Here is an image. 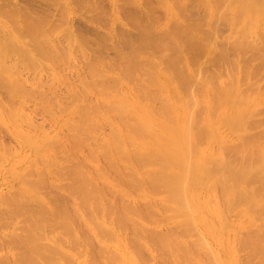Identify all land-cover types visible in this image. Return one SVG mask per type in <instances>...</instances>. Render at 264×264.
Instances as JSON below:
<instances>
[{
  "label": "bare ground",
  "instance_id": "obj_1",
  "mask_svg": "<svg viewBox=\"0 0 264 264\" xmlns=\"http://www.w3.org/2000/svg\"><path fill=\"white\" fill-rule=\"evenodd\" d=\"M8 1L2 3L3 1L1 0L0 2V110L2 115V121H0V124L2 122L5 126H1L3 128L7 127L6 124H9L8 121H10V118L13 116L16 119H20L21 122L23 120L24 122L26 121V125L29 126L26 130L29 132L31 127L32 133L31 130L27 133V131L15 126L12 128V131L10 130L20 140L24 148V151H20L21 153L16 154L8 162L10 165V173L15 177L17 174L20 173V175H22V172H24V175L21 177L26 176L27 178L25 177L24 183L22 182L19 187L16 184L13 185V191L10 189L9 193L5 192L7 194L3 192L1 193L0 264H75L76 260H78L76 264H183L182 262L185 259L186 261L188 260L186 264H198L201 262L203 264L207 261L212 264H239L238 262L240 260L238 261V258L235 257L238 253V249H240L238 248L240 247L238 246V241L243 244L246 243L247 245L244 246H247V248L249 247V254H252V258L250 255L251 259L248 258L250 261L252 259L255 261L256 257H258L257 259L263 262L260 263L258 261L257 263L264 264V214H260L259 212L260 210L264 211V93L259 91L264 88L261 77L264 73V35H262V32H264V0L195 1L198 5L200 4L197 6L198 10L196 11H200L199 9H201V5H203V8H207V11L205 9L207 13L205 12L204 15L206 14L211 20L216 17V22L224 21L226 25L224 24L222 27L224 29L225 26H229L227 27L230 28L228 31L229 34L232 32L233 35L235 31V35L232 36L233 40H230L231 34L229 35L230 38L227 37L229 40L228 42L225 41V37L228 35L224 37V33L220 34V32L219 34L223 35L222 37L225 38H222L223 40L218 36L219 34L217 35L218 28H221V26H217L218 23L216 24V31L214 29L216 26L214 25L213 29L209 30L211 27L208 29L210 33L215 31V34L220 38L219 41L221 40L222 43L223 41H225L226 44L228 42L227 45L225 44L227 46L226 49H223V47L221 48L222 50L220 51L222 53H219L222 55H220L221 58L219 60H217L219 58L218 55L213 53L210 54L213 52L214 48L212 44L214 43L216 45L215 41H217L213 39V34L211 33V35H209V33L206 37H204L205 35H201L202 37L200 36L203 42L207 44L210 42L209 38L210 40H213V43L211 42L212 44L209 43L211 46L209 44H203L201 41L202 44L200 45L206 47H204V56L206 51L207 54L209 53L210 55L218 56V58L212 60V62L217 64V62L220 61V65L223 66V69H220V66V71H225V69L228 68L226 73L223 72V74L227 75L230 68L233 72L232 76L229 75L231 73L228 74L230 76L229 78L228 76L221 75L227 77L228 81L227 83H224L223 81H221L223 83L218 82L220 83L218 86H216L217 84L215 83L217 82L216 79H213V82L215 81V84H213L211 83V78H208L210 84L217 87L215 88L216 90L212 89L211 92L213 94L206 90L207 86L205 87V85L209 82L204 80L207 78L205 75V78H202V73V76L200 75L199 70H201L202 67L197 69L199 72H195L196 74L192 76L190 75L191 73H187V75L185 74V72H187L185 71L186 67L184 68L185 72L182 71L184 64L189 62L188 60L187 62L182 60L185 56L184 55L182 58V51L187 48L184 52L189 55V52H187L188 50L190 51V54L191 51L195 52L197 50L198 42L201 40L198 38L199 34L197 33L200 32H197V35H195L194 32L200 29V26L199 28L197 27L199 24L202 27L208 22V20L203 17V14L201 18L203 17L207 21L205 22L202 18L201 20L204 21L203 25L199 22L196 26L193 20L194 24H192V26L190 25V22H187L190 26L188 28H186V23V26L183 24L185 29L183 25H180L183 27L182 29L179 26V23H182L179 22L178 24L175 23L177 25H175L173 30L170 29V31L168 30V32L162 33L163 31L157 32L154 30V25L159 22L154 21L155 23L153 25V21H150L152 18L155 19L156 17L155 20H159L160 16L158 17L156 14H154L156 16L152 15L154 13L153 10L156 12L158 9H155L153 5V2L157 0L152 2L149 0H125L126 2L129 1L128 3L124 0L121 2L120 0L124 5L128 4L125 7L134 5V8L131 7V9L134 10H129V12H127V9V11L124 12H127L128 15L125 14L127 18L129 17L130 20H133L130 21L128 19L130 23H133L130 24L125 17L126 22L128 21L127 23L131 25L129 27H137L139 36H136L134 32L132 33L135 36L128 32V35L129 33L132 34V36L129 35L130 39L133 37V41H129L128 38H126L127 36H123V33H121L122 30L126 33V29H119L117 26L119 31H121L119 33L117 31L119 35H113L115 33L114 31L113 34H108V38H103V30L105 29L101 30L99 26L100 22H103L101 21L102 19L104 21L107 20L108 13H106L107 15H104L106 16V18H104V11H101L102 15L100 14V16L103 17L102 19L98 18V13L96 14L98 20L100 19L99 21L97 20L99 26L95 25V27L98 26L97 28L93 27L94 25H89L88 23L90 21L87 19V22L85 17V20H83L88 24V26L86 24V28L89 26L97 30L99 28L103 32L102 33L99 30L100 33L103 34L102 36L101 34L99 35L103 40L100 39V41L98 39L99 36L96 35V30L91 31H94L95 36L88 37L89 39L86 40L85 38L82 39L83 37L79 34L81 37V40H79V36H77L74 31V29H77L79 26L77 25V28H74L76 26L74 25V27L72 26L73 29L70 23H68V26L66 25V23L69 22L70 14L73 13L70 9V0H62L59 5L60 8L58 6L61 11L65 9L64 11L68 12L67 19L63 16L65 19L64 26H66V28H63L64 30L61 31L62 35L59 34L60 36H57V32L61 30V28L59 27L60 25L56 24L58 22L55 23L56 19L53 23L58 27L47 20L50 18V20L53 21L50 16H52L54 12L49 15L44 10L43 12L47 14L44 15L43 12L34 9L37 11L35 14L40 13L38 14V17V15H34L31 10L27 11L28 9H31V7L26 10L25 6H28L27 2L29 0H24L26 1L25 6L21 5L23 0ZM45 1V5H49L53 2L52 0V2L50 1L51 3L48 2L49 0ZM90 1L93 2L94 0ZM96 1L98 2V0ZM111 1L115 11L113 16V21L115 23L119 21L121 17L125 16H122L123 11L120 9L122 13L119 18V13H116V11H118L117 8H119V6H123L122 9L124 10H126V8H124V5L122 4L117 5L116 0ZM159 1L161 2V0ZM159 1H157V3ZM184 1L185 0H181L183 3ZM23 2L22 4L25 3ZM54 2L56 1L54 0ZM82 2L79 1V5ZM84 2L87 1L84 0ZM99 2V4H102V2L105 3L107 1L104 2L100 0ZM172 2V0H163L162 6L163 8L165 7L169 13V20L175 18L173 19V21H175L178 19V15H172V12L175 10ZM179 2L180 0L177 3L179 4ZM190 2L191 0H189V3ZM98 3L96 6H94V4L91 6L88 2L92 8L93 6L98 8ZM73 4H75V1H73ZM160 4L161 3H159V5ZM194 4L190 3L189 5L196 9L193 6ZM62 5L65 7L63 10L61 8ZM142 5L153 12L150 14L152 15V18L147 14L149 12L148 9L146 13H143L144 11L142 8L140 10ZM159 5L157 4V6H155L160 8L159 11L157 10V13L161 10ZM181 5L182 4H180V6ZM52 6L53 4H51V6L49 5V7ZM76 6L77 9L80 10L81 6ZM102 6L103 5H101V7ZM183 6L181 7L182 10L185 8V6L184 8ZM54 7L51 9H54L55 11ZM106 7L109 9V5ZM106 7L104 9H106ZM58 8L56 9L57 12L59 10ZM82 8V10H89L87 6L86 8ZM190 8L191 7L187 10L184 9V11L186 10L187 12L189 11V13L191 12V14H196L195 10L191 8V10H194L191 11L189 10ZM100 9L102 10L103 8H98L97 12ZM201 10L204 12L203 9ZM85 11H81V15H83V12ZM92 11H89L90 17H94L91 19L95 21L96 17L93 14L91 16ZM94 12H96V10ZM59 13L63 15L64 12L62 13L59 10ZM59 13H57L58 16L55 17H58V20L61 17ZM130 13H134L135 16H131ZM165 13L167 12L165 11ZM42 14L44 16L49 15V18L47 17L46 19L45 17L42 19L40 16ZM162 14L164 15V13ZM191 14H181V16L183 15V17H187L189 15L192 17ZM195 16L197 17V15ZM130 17L134 18L131 19ZM166 17L163 18L167 19ZM141 18L143 19L141 20ZM84 21H82V23H86ZM107 21L111 22L109 18ZM159 21L163 20L160 19ZM178 21L179 20H177V22ZM196 21H200V19ZM61 22H64V20H61ZM119 22H122V20ZM226 22L232 25L231 27L234 28H232L233 31L231 30L230 25H227ZM108 23L109 22L105 24L108 25ZM160 23L162 24L163 22ZM171 23L174 25V22ZM171 23L169 24L170 27H172ZM116 25L120 24L116 23ZM84 26L85 25L80 27V29L83 27V33L85 31L87 32V30H84ZM210 26H212V24ZM155 27L157 28V25ZM202 30L205 29L203 28ZM218 31H220V29ZM204 32H206V30ZM120 33L122 37L120 36ZM156 33L159 34L157 35ZM207 36L210 37L207 38ZM257 36L260 39H257ZM95 37H97L98 40H96ZM120 37L121 39L123 38V41H127H119ZM135 37L138 39L136 40ZM203 37L207 38L208 41H205L206 39L204 40ZM61 38L62 40H65L66 38V41L68 42L66 47L61 43L62 40L60 42L66 49L57 47L59 44L58 41H60ZM90 38H95V41L92 42L95 49L93 48V45H90L91 47H89L91 50L92 48L93 51L95 50V52H93L94 54L88 53L89 51L87 52L86 50V45L89 46L86 42L87 40L90 42ZM254 38L260 41L257 42ZM108 40L112 41L113 47L109 44L108 45L113 54L114 51H116L114 54L115 56H113L111 52L109 55V51L111 50H109V47H107L108 45H106L108 42L110 43ZM97 41L99 42L97 43ZM103 47L104 50H107L106 52L103 50ZM144 49L146 52L149 51L146 49H150L153 54L150 53L148 56H144ZM153 49L154 51H152ZM216 49L217 48L215 47L214 51L218 54L219 50L216 51ZM74 50L82 51L81 55L83 54L85 59L87 58V60L84 58L79 59L81 63L80 66L83 64V61L81 60H85V62L89 60V62H86L88 65V67L86 65L87 68L85 67L84 69L85 64L83 65V69L86 71L84 74L86 75L80 73L86 80H82L81 82L80 80L82 77H79L80 80H78L79 78L77 77L78 82H75V84L79 83L81 88L78 89V87L73 85L74 88H77L73 89L74 91L80 90L79 95H81L82 99L76 94L78 98L80 100L85 98L86 101H83L86 102V106H84V102H82L83 104L80 103V101L77 102V96H75L74 91H71L72 89H69L71 95L68 93V89L66 90L67 93L65 92L64 95L68 94L73 98L76 97V100L71 97V100L68 99L66 102L69 100L70 102L75 100L77 105L80 103L82 107H84L78 109L80 110L77 111L79 114H77V112V115L74 114L76 116L79 115V117L77 119L78 122L72 124L73 129L72 127L71 129L68 128V130H73L71 133L72 135L70 134L71 131L68 132L67 130L68 134H65V129L62 131V134L63 136H67V138L65 137L66 139L60 137L61 132L56 134L59 135V139L63 138V140L60 141L61 146H59L55 141L56 139L54 138L53 140L52 134L46 132L47 129L43 128V131L38 132L33 131V128H35L36 125L42 130L41 127H43V124H39L40 126H38V124L35 125L32 123L33 118H31L30 115H25L21 107L22 101L25 98H28L27 95L34 98L39 92L42 94V97L40 96L41 94H39V99L44 98V102H42L45 104L48 101L45 99L46 96L43 97V95L48 94V91L43 94L42 92L45 91L39 88L40 91L38 92L37 88V94L35 93L36 96H34L33 92L35 91V86L31 87L33 91L30 87L29 89L31 91H27L28 86H24V84L30 83V80L22 79L24 77L21 76L23 75V72L26 74L27 71L42 70L44 68L41 67L43 64L42 60H44L45 63L47 62V64L48 62H50V64L55 63V65L58 63V66L60 63L64 62L65 65L61 64L64 67L69 63L68 69L70 67V69H72L71 59L73 58V53L75 54L76 52ZM96 50H103L105 54L103 51L100 52L102 56L96 54ZM231 51L233 53L236 52L233 58H230L233 55L229 57ZM253 51H258L256 52V54H260H257L259 55L258 58H254L257 55L250 57L249 54ZM199 52L197 54L194 53L196 55L191 54L189 59L194 56V58H198L200 61L203 53L200 55ZM78 53L80 54V52ZM168 53L170 57L168 56ZM247 53H249V59L247 58ZM103 54L106 55V58H109V56L115 58H112L113 60L109 58L111 61L108 59L107 62V59H104ZM197 55H199L200 58L199 56L195 57ZM75 57H77V54ZM179 57L181 58L178 59ZM212 57L206 58L211 59ZM203 59L204 58L202 57V60ZM210 59L208 61H210ZM258 59L260 62H258L259 65H257L258 63L255 64L256 66L253 65L255 60L257 61ZM175 60H177V62ZM178 60L182 61L179 63ZM66 61L68 62L67 64ZM162 61L163 64L167 63V67H169L166 68L161 64ZM174 61L177 64L174 63ZM190 61V67L192 68V65L194 66L197 63V60L192 62L190 59ZM208 61L206 60L207 63H210ZM194 62L196 63L194 64ZM178 63H183V65H180L182 67H180ZM202 63L204 64L205 62ZM77 64H75V66L78 68ZM162 65L165 68H163ZM197 65L199 64H196V66ZM208 65L210 66V64ZM75 66H73V69L76 70L77 68H74ZM196 66L192 69L194 70ZM40 67L41 69H39ZM207 67L205 66L203 69L205 70ZM224 67L226 68L224 69ZM26 68L31 70L28 69L26 71ZM45 68L46 70L48 69L47 67ZM117 68L120 70L119 73L121 75L124 73V76H117V78L113 80L112 78L114 76L111 75L110 78L108 72H117ZM191 68L187 69L190 70ZM58 69H61V67H58ZM81 69L79 70L81 71ZM160 69L164 71L161 72ZM207 69L209 73L210 69ZM214 69L213 71L217 70V68ZM46 70L44 71L43 69L44 73ZM137 70L138 72L141 70L143 71L145 77H147V82H144L145 77L143 80L141 78L144 82L142 84L139 77H137L139 78L138 81L137 79L135 80L136 77L134 74ZM62 71L63 69L60 71L61 74L64 73ZM194 71H196V69ZM36 73L33 74L34 76L31 75V78L34 79H31V82L34 81L33 85L37 84V78H40L39 72L38 75ZM48 73L46 72L47 75H50V79L53 80L54 78H51L52 73ZM215 73L217 72L215 71ZM260 73H262V75H260ZM35 74L37 76H35ZM61 74L59 73V76ZM126 74L129 75L126 76ZM54 75H56V73H54ZM195 75L199 76L196 77ZM42 76L40 79L44 78L46 75ZM125 76L131 78L134 76L133 83L135 84L137 81L136 83L139 82L138 84L140 85H134L133 89L126 84L127 87L125 86L123 89L124 91L120 88L122 90L121 92L119 87H121L120 85H123V83H120V81H122ZM129 77L127 78L128 80L131 79ZM192 77L194 79L200 78L198 81H205V88L203 86H198V89H205V92H203L205 95L201 98L198 96V98H195L196 96H193V92L196 91H193L194 89L192 87L195 86L196 88V85H194L196 79L193 80ZM225 77L222 78L224 79ZM59 79L60 78H58L59 83L64 82V79ZM66 79L65 75V81H69V79ZM125 79H123L124 82H126ZM55 82L50 84L49 82L40 83L39 80L38 86L40 85L39 87H41L44 86V84H47L48 89L50 88V90H52L53 87L51 85H54ZM203 82L201 83L203 84ZM73 83H69V85L66 84L71 86L70 84ZM130 83L128 82V85ZM197 84L200 85V82ZM244 84L248 86L246 90L244 89L246 92L242 89ZM62 85L63 84H61V86ZM59 86L60 85H58V87ZM55 87L57 86L54 85V88ZM92 87H101L102 89L95 91V89H91ZM135 88L136 91L138 89V93H141V96L139 95V97H137L138 95L135 94ZM55 89L54 91L58 90V88L57 90ZM90 89L92 92L95 91L96 93H99V96L96 97L93 102L90 100L92 95L89 96L88 94ZM249 89L252 92H249ZM140 90L141 92H139ZM50 92L53 93V91ZM86 94H88L90 99L86 97ZM197 94L199 93H196V95ZM56 95H60L59 92ZM48 96L51 97L53 94ZM62 96L63 95H61V98L67 95ZM9 98H13L15 104H19L20 108L18 111L15 109L12 110L15 105H10L12 107H10L8 103L6 105L5 99L8 100ZM51 98L48 100L53 101L54 99ZM56 99L55 101L60 100ZM88 100L91 102L87 103ZM153 100L154 102L158 101L159 104H154ZM62 101L65 103V100H60V103L56 102L57 105H62ZM42 102L40 101L38 104L41 103L42 105ZM51 103L52 102H49L52 107H49L50 110L53 109ZM67 103H65V106L68 105L66 108L69 110L70 103ZM35 104H37V102H35ZM53 104H55L54 101ZM153 104L155 106L157 105V107ZM42 107L46 110L44 105ZM44 110H42L43 113H45ZM53 111H51V114L49 110H46L47 113L45 114L48 115L49 113L50 116H57L54 115L55 113ZM53 116L51 118H54ZM106 121H108L110 127H112V130L110 129L112 132L109 130V137L108 134L106 136L105 133V137L102 138L103 140L98 142L100 143L103 141V144L101 142V145H99L96 142L98 145H95V141L98 138H101L96 136L98 138L93 140V144L100 147H91L90 145L92 143H89L88 146L97 149L88 150V148H90L88 147L86 150L90 153L88 157L85 153L86 156L83 154V156L87 157L86 161L83 160V158L81 159L83 156L82 154L80 155L79 152L82 151L83 148L84 150L86 149L85 147L88 144L87 138L91 139V137L87 135L91 134L92 139L96 138L94 133H96L99 124H104ZM105 125L106 124H104V126ZM104 126L103 129H106V126ZM61 127L63 128L64 126ZM4 129L6 130V128ZM249 129H251V131L252 129H254L253 131L258 129L259 131L257 130L255 132L256 135L251 132L249 134V131H247V134L245 131ZM98 131L97 133H99ZM73 132L75 133L73 134ZM69 134L71 135L70 137H68ZM52 141H55V145L57 144L59 146L57 149L56 147L58 146L56 145L55 147L54 145L58 152L59 149H61L59 153L60 155L61 153L63 154L62 157L60 156L61 161L65 160L66 163L70 165L68 168H66L67 164L65 162L63 163H65L66 166L62 165L63 163L61 164L60 161L57 160L59 157H56L55 151L52 150ZM2 143H4V141H2ZM6 145L4 147L6 150L3 147L2 148L6 153H8V149L9 155L12 156V154H10L11 149H9L11 145ZM168 147H170L169 150L164 152ZM2 148L0 147V151H2ZM43 149H45L46 152L45 150L43 151ZM35 151L44 152H42L43 154L41 153L43 158H38V160L45 159L43 162V169L38 168V165L42 164L39 162L40 164L38 165L36 163L37 167L35 165H33L34 167L30 166L33 171L29 168L27 173H25V167L23 169V164L32 162V153ZM2 153L1 155L4 156ZM12 153L15 154V152ZM67 153L69 154L67 155ZM75 154L81 156V161L76 160V158L79 159V155ZM178 154H182V158H178V161H174L173 157L178 156ZM2 156L0 158H2ZM30 157L32 158L31 160ZM99 158L104 159L103 162L106 163V167L103 162L100 163V166L102 164L104 165L101 167L99 166L97 162ZM2 159H0V161ZM88 163L95 166L94 170V167L90 165L95 173H90L91 170H89L88 173ZM51 166H53V168L54 166H61L62 169H56H61L64 173L57 176L55 174L56 177L49 175L46 170ZM106 168L107 170L105 171ZM51 172L54 171L52 170ZM110 174H112V176H110ZM66 180L69 182L67 181V183ZM64 181L66 183H64ZM16 187H18L17 190ZM107 194H111L119 200H115L116 202L114 200H112L114 202H106L105 200L109 199V197L105 196ZM104 196L108 199L105 198L104 200ZM222 206L224 207L222 208ZM257 211L259 213H257ZM259 217H262V219ZM223 219L230 220L233 223L230 224V227H233L232 230H224L221 227L220 223ZM255 230L258 233L255 232ZM243 231H254L256 234L253 232L250 233L251 235L249 234L247 236L249 232L245 234ZM239 234L243 236L246 235L247 237L244 238L241 236V241L239 239ZM188 237H190L189 240H192V245H190V247L188 246L189 242H187L189 241ZM93 242L96 243L94 244L96 247L91 251L88 244L90 245V243L92 244ZM243 244L239 245L244 247ZM193 247L199 251L195 253L192 249ZM92 248H94V246ZM247 248L245 247V249H243L246 250ZM145 251L150 253L153 257L152 260L154 261L144 263L140 261L139 257L143 252L145 256L149 255ZM198 252H205L206 254H203H205V256L207 255V258L204 256L200 257L201 255H199L200 253L197 254ZM193 254L194 256L197 255L196 260L200 259L198 263L195 262V259L191 258ZM202 258H206L207 261L205 260L203 262ZM156 260H159V263H157ZM250 261H248V264H250ZM254 263L255 262L252 264Z\"/></svg>",
  "mask_w": 264,
  "mask_h": 264
},
{
  "label": "rangeland",
  "instance_id": "obj_2",
  "mask_svg": "<svg viewBox=\"0 0 264 264\" xmlns=\"http://www.w3.org/2000/svg\"><path fill=\"white\" fill-rule=\"evenodd\" d=\"M2 1H3L2 3H5V1H8V0H5V1L2 0ZM10 1H11V0H10ZM12 1H13V0H12ZM21 1H22V0H21ZM21 1H19V2H21ZM23 1H24V0H23ZM23 1H22V2H23ZM29 1H31V0H29ZM29 1L27 2V3H28V6L26 5V1H24L25 3L23 2L24 4H22V2H21V5H23V6L26 5V6H25V7H26V10H27V8H30V7H31V9H28L27 11H30V10H31V12H33V14L36 15V16H37L38 14H40V13L35 14V12H37V11H35V10H38V11H40V12H43V11L45 10V12H46L47 14H49V15L52 14V13L54 12L53 15L50 16V17H52V20H53V21L50 20V18L48 17L49 15H48V16H44V15H47L45 12H43L44 15L42 14L44 17H43L42 15H40V16L42 17V19L45 18V17H46V19H47V17H48L49 19H47V20H49L48 22H51V23H53L54 20L56 19L57 21L55 20V23L58 22V23H56V24H57V25H60L59 27L61 28V30H59V31L57 32V33H58L57 36H58L59 34L62 35V34H61V31L64 30V29L66 28V26H64V25H65V19L68 18V12H65V11H64L65 9L63 10V8H65V7H64L63 5H62L63 7L61 6V8H62L63 11H61V9H59V8H60L59 5H60V2H61L62 0H55L56 2H54V0H52L55 4H54L51 0H49V1L47 0L49 3L52 2V3H51V4H53L52 7H49V5L51 6V4H49V5L46 4V5H45V4H44V3H46L45 0H43V1H45V2H43V1H41V0H40L41 2H40L39 0H36V1L33 0V1H31V2H29ZM50 1H51V2H50ZM73 1H75V4H73ZM73 1L70 0V2H69V3H70V9L73 11V13L70 14L69 22H67L66 25L68 26V23L71 24V27H72V26L74 27V25H76L74 28H77V25H78V26H79V27H78L79 29H78V28H77V29H74L73 27H72V28L74 29V31H75V33L77 34V36H79V34H80V35L83 37L82 39L85 38V40H86V39H89L88 37H91V36L94 37V36H95V33H94V31L91 32L92 30H96L95 32H96V35H98V36H99L100 34H101V36H102V35H103L102 33L104 32L103 38H108V36H109L108 34H113L114 31H115V33H114L113 35H116V34L119 35L118 33L121 32V31H119V29H124V30L126 29L125 32H126L127 34L124 33L123 30H122L121 33H123V34H122L123 36L126 35L127 37H126V36H125V37L128 38L129 41H133V40H132L133 37L130 39V36H129V35L132 36V34H133L132 32H134V34H135L136 36H137V35L139 36V33H138L139 31L137 32V29H138L137 27H136V28H135V27H134V28H132V27L130 28V27H129V26H131V25H129L130 21H133V20H130L129 17L127 18L126 15H125V14H127V12H129V10H134V9H131V7L134 8V5L131 4L132 6H128V7H129V8H128V7H125V6H127L128 4L124 5L123 3H121L123 0H121V2H120V0H116L117 5H118V4H119V5H120V4L124 5V8H126V10L122 9L123 6H119V8H117L118 11H116V13H117V14L119 13L118 17L120 18L122 11H123V13H124V14L122 13V16H123V15H125V16H124V17H121V19L119 20V21L122 20V22L117 21V22L114 23V21H113V18H114V17H113V16H114V12H115V11H114V9H113L112 1H111V0H102V1H104V2H105V1H107V2L110 1V2H108L109 4H108L107 2H105V3L102 2V4H99V3H101V2H99L100 0H98L99 3H98L96 0H94L93 2H91L90 0H85V1H87V2H84V0H83L84 4L86 3L85 5L83 4L82 0H79L80 2H82L80 5H79V1H78V0H73ZM77 1H78V2H77ZM124 1H125V0H124ZM126 1H127V0H126ZM126 1H125V2H126ZM129 1H130V0H129ZM129 1H128V2H129ZM131 1H134V0H131ZM142 1H146V0H142ZM149 1L152 2V1H154V0H149ZM157 1H159V0H157ZM157 1L153 2V3H154L153 5H154V8H155V9L158 8L157 10L159 11L160 8H159V7H155V6H157V4L159 5V3H161V4L159 5V6L161 7V10H160V12H159L160 14L157 13V10H156V12H155V11L152 9L153 12H154V13H153L151 10H149L148 8H146V7L143 6V5L140 7V10H141V8H142V10L144 11V12L142 11L143 13H146V11L149 10V12H148L147 14L150 15V14L153 13V14H152L153 16L158 15V17H159V16L161 17V18L159 17V20H160V19L163 20V21L155 20L157 17H156V18L154 17L155 19H153V18H152V15H150V17L152 18V19L150 18V19H151L150 21H153V22H152L153 25H154V23H155L154 21H158V22H159V23L157 22L158 24H155V25H154V30H155V31H157V32H158V31H163L162 33H164V32H168V30L170 31V29L173 30V28H175V25H177L179 22L182 23V24L179 23V26H180V25H183V24L185 25V23L187 24V22H188V23L190 22V25H191V26H192V24H194V23H195L196 26H197V24H199V22L202 23V25H203V24H204V21L207 22L206 20H208V22L205 23V25H203L204 27H203V26L201 27L200 24L197 26L198 28H199V26H200V29H199L200 31L197 29L198 31H195L194 34H195V35L199 34V35H198V36H199L198 38H200L201 35H202V36L205 35L204 37H206V35L210 33L209 30L213 29V25L216 26V24L218 23L217 26H218V27L221 26L222 30H221V28L219 27L218 30L220 29V31L217 30V32H218L217 35H218L220 32H221L220 34H223V33H224V34H223L224 37H225L226 35H228V36L225 37V38H226V39H225L224 37H222L223 35H220V34H219L218 36L221 37V40L225 39V41H228V42H229V40L227 39V37H228V38L231 37L230 40H233V39H232V38H233L232 36L235 35V31H234L233 35H232V32L230 31V32H231V33H230L231 36L229 37L230 34L228 33V31L230 30V28H227V27H229V26H225L226 28L224 27V29H223L222 26H224V24H225L224 21H218V22H216V20H215L216 17H214V18L211 20V19L208 18V16H207L206 14L204 15V13L207 11V8H203V7H204L203 5H201V6H202L201 9H203L204 12H203L201 9H199L200 11H196V10H198L197 6L200 5V4L198 5L197 3H195L196 0H191V2H190V3H193V4L195 3L193 6H194L196 9H194L191 5H189V4H190V3H189V0H185L184 3L181 2V0H180L179 4L177 3L179 0H176V1H175V0H172V1H173L172 3L174 4L173 7H175V10L172 12L173 14H172V13H171V14H172V15H175V14L178 15V19H177V20H179L178 22H177V20H175L176 22L173 21V19H175V18H173L172 20H169V18H168V17H169V13H168V11L166 10L165 7L163 8V6H162V1H163V0H161V2L159 1L158 3H157ZM174 1H175V2H174ZM0 2H1V0H0ZM8 2H9V1H8ZM42 2H43V3H42ZM57 2H58V4H57ZM88 2H89V4H90L91 6H92L93 4H94V6H96L97 3H98L99 5H98L97 7H98V8H103V9H102V10L100 9V10H98V12H97V9H98V8H96V7L93 6L94 9L96 8V9H95L96 12H94L95 10H94V9L88 4ZM96 2H97V3H96ZM125 2H124V3H125ZM128 2H126V3H128ZM6 3H7V2H6ZM144 3H145V2H144ZM156 3H157V4H156ZM106 4H107V5H106ZM180 4H182V5L180 6ZM196 4H197V5H196ZM47 5H48V6H47ZM56 5H57V6H56ZM76 5H78L79 7L81 6L80 10L77 9V6H76ZM88 5H89V7H88ZM101 5H103L104 7H103V6L101 7ZM105 5H106V6L109 5V9H108ZM151 5H152V4H151ZM183 5L185 6V8H184ZM195 5H196V6H195ZM54 6H55V7H54ZM58 6H59V8H58ZM86 6H87V8H89V10L85 9ZM182 6H183V8L186 9V10H187L189 7L193 8V9L195 10V13H196V14H191V12L189 13V11H188V12H187L186 10L184 11V9L182 10V8H181ZM201 6H200V7H201ZM53 7L55 8V11H54V9H51V8H53ZM82 7H85L84 9H85L86 11H85V10H82V9H83ZM105 7H106V9H104ZM117 7H118V6H117ZM120 7H121V8H120ZM22 8H24V7H22ZM57 8L60 10V12H62V13L64 12L63 15H61V14L59 13V10H58V12H57V10H56ZM90 8H92L93 11H92V9H90ZM135 8H136V7H135ZM143 8H144V9H143ZM191 8H190L189 10H191ZM34 9H35V10H34ZM120 9H121L122 11H121ZM127 9H128V11H127ZM147 9H148V10H147ZM150 9H151V8H150ZM193 9H192L191 11H194ZM205 9H206V11H205ZM32 10H34V11H32ZM90 10L93 12V13L91 12V16H92V14H93V15L96 17V18H95V19H96L95 21L92 20L94 17H90V12H89ZM136 10H137V9H136ZM77 11H78V12H77ZM81 11H85V12L88 11V12H87V13L83 12L84 14L81 15V14H82ZM101 11H102V12L104 11V12H103V13H104L103 16H104L106 13H108L107 18H106V16H104V18H106L107 20H108V18H109V20H111V22L105 20V21L109 22V23H108V25L110 24L109 26H108L107 24H105V23H107V22H105V21L102 19L103 17L100 16V14L102 15ZM119 11H120V12H119ZM124 11H127V12L125 13ZM150 11H151V13H150ZM162 11H163V12H162ZM165 11H166L167 13H165ZM181 11H182V12H181ZM131 12H132V11H131ZM135 12H136V11H135ZM186 12H187V13H186ZM57 13H59V14L61 15L62 18H63V16H65L66 18H65V19L63 18V19H62V18L60 17L59 20H58V19H57L58 17L55 18L56 16H58ZM65 13H66L67 16L65 15ZM77 13H78V15H77ZM88 13H89V14H88ZM97 13H98V14H97ZM162 13H164V15H163ZM179 13H180V15H179ZM193 13H194V12H193ZM206 13H207V12H206ZM96 14L98 15V18H101V19H102L101 21H103L102 23H104V24H102V23L100 22V26H99V22H97L98 18H97V15H96ZM130 14H131V13H130ZM130 14H129V15H130ZM154 14H156V15H154ZM181 14H184V15H185V14H186V15H187V14H189V15L191 14L192 17H193V15H194V17H193V19H192V17H190L189 15H188L187 17H186V16L183 17V15L181 16ZM202 14H203L204 16H203ZM76 15H77V16H76ZM85 15H86L87 17H86ZM106 15H107V14H106ZM127 15H128V14H127ZM166 15H167V17H166ZM195 15H197V17H196ZM131 16H135L134 13H132ZM201 16L205 17L206 20H205L203 17H202V18H203L204 21L201 20V19H202ZM38 17H39V15H38ZM84 17H85L86 21H87V19H88V21H90V22L88 23L89 25H92V26L94 25L93 27H95V25H98V26L101 28V30H103V29H105V30H103V32H102L99 28H98V30H97V29H93V27H91V26H89V27H91V28L88 27L89 29L86 28V27L88 26V24H87L88 21H87V22L84 21V20H85ZM125 17L127 18V20H128V19L130 20V21L128 20L129 23H127L128 21L126 22V18H125ZM144 17H145V16H144ZM163 17H164V18L166 17L167 19H164ZM188 17H189V18H188ZM53 18H54V19H53ZM91 18H92V19H91ZM130 18L132 19V18H134V17H130ZM135 18H136V17H135ZM162 18H163V19H162ZM197 18H198V19H197ZM60 19H61V20H64V22H61ZM74 19H75V20H74ZM76 19H77V20H76ZM83 19H84V20H83ZM123 19H124V20H123ZM142 19H143V18H141V20H142ZM199 19H200V21H196V20H199ZM216 19H217V18H216ZM91 20L94 21V22H92ZM99 20H100V19H99ZM99 20H98V21H99ZM193 20H194V23H193ZM78 21H79V22H78ZM80 21H81V23H82V21L86 22V23H82L83 25H85V26H84V30H87V32H86V31L84 32L85 34L87 33L86 35L83 33V30H82L83 27L80 29V27L83 26V25L80 23ZM72 22H73V24H72ZM160 22H163V23L161 24ZM171 22H174V25H173ZM55 23H53V24H54L55 26H57ZM60 23H62V24H60ZM95 23H96V24H95ZM116 23H117V24H120V25H116ZM131 23H132V22H131ZM131 23H130V24H131ZM149 23H151V22H149ZM170 23H171V26H172V27L169 26ZM175 23H177V24H175ZM226 23H227V25H230V27L232 26V25L229 24L228 22H226ZM79 24H80L81 26H80ZM86 24H87V26H86ZM132 24H133V23H132ZM134 24H136V23H134ZM207 24H208V25H207ZM211 24H212V26H210ZM220 24H221V25H220ZM222 24H223V25H222ZM104 25H106V26H104ZM156 25H157V28L155 27ZM184 25H183V27H184V29H185V26H186V25H185V26H184ZM225 25H226V24H225ZM98 26H96L95 28H97ZM101 26H102L103 28H102ZM117 26H118L119 29L117 28ZM119 26H120V27H123V28H120ZM125 26H126L128 29H130L131 31L128 30ZM132 26H133V25H132ZM163 26H164V28H163ZM193 26H195V25H193ZM217 26L214 27L215 31H216ZM57 27H58V26H57ZM165 27H166V28H165ZM183 27L180 26V28H182V29H183ZM188 27H190V26L187 24L186 28H188ZM210 27H211V28H210ZM63 28H64V29H63ZM162 28H163V29H162ZM203 28L206 30V32H204L205 30H202ZM209 28H210V29H209ZM232 28H233V27H231V30H232ZM166 29H167V30H166ZM208 29H209V30H208ZM233 29H234V28H233ZM99 30H100L102 33H100ZM132 30H136V31H132ZM117 31H118V33H117ZM202 31H203L205 34H204ZM212 31H213V30H212ZM215 31H214V32H211V33H212L213 35H216V34H215ZM232 31H233V30H232ZM106 32H107V33H106ZM128 32H130V33H132V34L129 33V35H128ZM197 32H200V33H197ZM105 33H106V34H105ZM121 33H120V36L122 37ZM196 33H197V34H196ZM201 33H203V34H201ZM211 33H210L209 35H211ZM227 33H228V34H227ZM134 34H133V36H135ZM156 34L158 35L159 33H156ZM260 34H261V33H260ZM60 35H59V36H60ZM105 35H106V36H105ZM160 35H161V34H160ZM213 35H212L213 39H214V40H217V41H215L216 45L213 43V40H212V39H211L212 41L210 40V38H209L210 36H207V38H209V41H210L209 43L212 42V43L215 45V46H214V45L211 43L212 46H213L214 48H213V52H211L210 54L213 53V54H215V55H218L219 58H218V56L210 55L209 53L207 54V51H206L205 56H204V52H205L204 50H205L206 47L203 46V45H200V44H202V42H203L202 38H200L201 40H199V42H198V46H197V47H198V48H197L198 51H197V50H196L195 52L191 51V54L193 55L194 53L197 54L199 51L203 50V51L199 52L200 55L203 53V56H201V58H200L199 55L195 56V57H198V56H199L201 62L198 60V58L196 59V58H194V56H193V58L197 60V63L194 62V64H195V63H196V64H199V65H197V66H196V64L194 65V66H196V67H195L196 71H194L195 69H194V70L192 69V68L194 67L193 65H192V68L190 67V66H191V61H190V59L192 60V62H193V61H196V60H194V59L191 58V57H190V59H189V56L191 55V54H190V51H189V50L187 51V52H189V53H188L189 55H187V54L184 52V51L187 50V48H186V50L182 51V53H181V54H183V55H181V54H180V55L182 56V58H183V56L185 55L184 58L182 59L184 62H187V60L189 61V62H187V64H184V66H183V70H182V71H184V68H185V67H186V69H187V68H191L190 70H189V69H187V70L185 69V71H187V72L184 71L186 75H187V73H191L190 75L192 76V75H194V74H196V73H198V72L200 71V75H201V73H202V75H203V76L201 75L202 78H203L204 75H205V77H207V78H206L207 80H208V78H211V80H212L211 83H213V84L216 83V84H217L216 86H218V84H220V83H218V82L223 81L224 83H227V81H228L227 79L230 77L229 75L232 76V73H233V72H232V70L229 68L228 71H229V73H231V74L227 73V75H225V74H223V72L226 73L228 68L225 69L226 67H224L225 71H224V70H221V71H220V69H223V68H222L223 66L220 65V61L217 62V64L215 63L216 65L212 62V60H214V59H216V58H218L217 60H219V59L221 58L220 55H222V54H220L219 52H221L220 50H222V49H221L222 47H223V49H226V47H227L226 45L228 44V42H227V44H226L225 41H223V43H222L221 40L219 41L220 38H219L217 35H216V36H213ZM262 35H264V32H262ZM98 36H97V37H98ZM104 36H105V37H104ZM193 36H194V35H193ZM202 36H201V37H202ZM259 36H260V35H259ZM97 37H95L96 40H98V39H99V40H100V39L103 40L102 37L99 36L98 39H97ZM121 37H120L119 41L122 42V41H123V38L121 39ZM204 37H203V39H204V40L206 39L205 41H208V39H207V38H204ZM212 37H211V38H212ZM234 37H235V36H234ZM262 37H263V36H262ZM79 38H80L79 40H81V37H80V36H79ZM95 38H93L94 40L90 38V40H89L90 42H88V40H87V42H86L87 44H89V46L86 45V46L88 47V48L86 47L87 52L89 51L88 53H93V52H95V50L93 51V48L95 49V46H94L93 43H92L93 41H95ZM111 38H112V37H111ZM113 38H114V37H113ZM195 38H197V37H195ZM198 38H197V39H198ZM222 38H223V39H222ZM258 38H259V37L257 36V39H258ZM260 38H261V36H260ZM260 38H259V39H260ZM109 39H110V38H109ZM135 39H136V37H135ZM137 39H138V38H137ZM137 39H136V40H137ZM254 39L256 40V38H254ZM61 40H62V38L60 39V41H58L59 44L57 45V47H59V48L61 47V48L66 49L65 47H66L67 44H68V42L66 41V38H65V40H62V42H61ZM101 40H100V41H101ZM65 41H66V42H65ZM108 41H110V43L108 42L106 45L109 44L110 46L113 47L112 41H111V40H108ZM125 41H127V40H124L123 42H125ZM196 41H197V40H196ZM201 41H202V42H201ZM256 41L259 42L260 40H259V41L256 40ZM60 42L63 43L65 47H63V45H62ZM64 42L66 43V45H65ZM98 42H99V41H97V43H98ZM135 42H136V41H135ZM90 43H91V44H90ZM94 43H95V42H94ZM115 43H116V42H115ZM204 43H205V42H203V44H204ZM209 43H208V44H209ZM221 43H222V44H221ZM95 44H96V43H95ZM111 44H112V45H111ZM116 44H117V43H116ZM116 44H114V45H116ZM122 44H124V43H122ZM205 44H207V43H205ZM208 44H207V45H208ZM211 44H209V45L211 46ZM225 44H226V45H225ZM61 45H62V46H61ZM90 45H93L92 50H91V48H89V47H91ZM109 45H108L107 47H109ZM202 46H203V47H202ZM112 47H111V48H112ZM200 47H202V48L205 47V48L202 49V48H200ZM215 47L217 48L216 51L219 50V51H218V54H217V52L214 51V50H215ZM107 49H108V48H107ZM113 49H115V48H113ZM103 50H104V47H103ZM103 50H102V51H103ZM109 50H111L110 47H109ZM109 50H108V51H109ZM146 50H149V51H150V49H146ZM156 50H157V49H156ZM156 50H155V52H156ZM74 51H76V50H74ZM90 51H91V52H90ZM102 51H100V50L97 51V50H96V54L101 55L100 52H102ZM104 51L106 52L107 50H104ZM104 51H103V52H104ZM149 51H148V52H149ZM152 51H154V49H153ZM78 52H80V54H79ZM105 52H104V54H105ZM110 52L112 53L113 56H115L114 54H115L116 51H114V54H113L112 50L109 51V55H110ZM148 52H146L145 49H144V52H143L144 54H143V55H144V56H146V55L148 56L150 53L153 54L151 51H150L149 53H148ZM157 52H159V51H157ZM214 52H215V53H214ZM234 52H235V51H234ZM254 52H255V54H254ZM256 52H258V51H253V52H252L253 54L251 53L252 56H251V54H249L250 52L247 53V58L249 59L248 54L250 55V57H254V55L259 54V53L256 54ZM259 52H260V51H259ZM81 53H82V51H79V50H77V51L75 52V54L73 53V58H74V59H73V58H72L73 60L71 59V61H72V63H71V64H72V69H70V68H71V67H70V68H69L70 70L68 69V66H69L68 64H69V63H68L67 61H66V64H67V63H68V64H67V66L64 67V66L61 65V64H64V62H63V63H60V65L58 66V63H56V65H55V63H54V64H50V62H48V64H47V62L45 63V61L42 60V61H43V64H42L41 67H42V68L44 67V68H43L44 71L46 70L45 67H47V68L50 70V72H49L48 69L46 70V72H47V73L49 72L48 74L52 73L53 75L51 74V78H52V79H53V78H54V79L56 78L55 80H54V79L51 80L50 77H49L50 75H47L46 72L44 73L43 69H42V70H38V71H36V70L29 71L30 73H33V72L36 73V72H37V73H36L37 75H38V72H39V75H40L39 77H40V78H41L42 75H43V76L46 75V76H44L45 79L42 78V79H44V80H42V79L36 77L38 83H37V84H34V85H33V82H34V81L31 82V79H32V78H31V75H33L34 73H33V74H30V73L27 71L29 68H28V69H27V68L25 69L27 72L24 70V71L26 72V74L28 73L27 75H26L24 72H23V75H24V76L21 74V75H22L21 77H24V78H22V79H28V80H30V81H29L30 83H26V82H25L26 84H24V86H25V85L28 86V88H27V86H26L27 91L30 90L32 86H35V87H34V88H35V91L33 92V93H34V96H36V94H37V88H38V92L40 91L39 88L43 89V91H45V92H42L43 94H45L46 91H48V92H47L48 94L43 95V97H44V96L49 97L48 95H52V94H53V96H54L55 93L58 94V92H59L60 95H56V94H55L54 97H53V96H51L52 98L49 97V98H51V99H54L53 101H54V103H55L56 105L53 104V101H49L50 99H49V98H46V97H45V99H47L46 101H48V102H46V103L44 104V103H43V102H44V98L39 99L40 96L42 97V94H41L40 92H39V93L37 94V96L34 97V98H31L30 96H28V95L26 94L28 98H25L26 100L24 99V100L22 101V105H21L22 110H23V112L25 113V115H30V117L33 118V120L31 119V120L33 121L32 123H34L35 125L38 124V126H40L39 124H43V125H42L43 127H41L42 130L40 129V127H37V125H36V127L34 126L35 128H33V129H34L33 131H34V132H38V131H43V128L47 129L46 132L52 134V136H53V137H52L53 140H54V138H55V139H56L55 141H56V143H57L59 146H61V145H60V143H61L60 141L63 140V138H61V139H59V138H60V137H64V139H66L67 136H66L65 134H68L67 131H68V132L71 131L70 134L72 133L73 130H70V129H71V127H72V129H73V125H72L73 123H77V122H78L77 119H78L79 115H78V116H76V115L79 114L77 111H80V110H78V109H79V108L81 109V107H82V105H81L80 103L86 101L85 98L83 99L84 101H83V100H80V99H82V98H81V95H79L80 90H79V91H76V90L74 91V90H73V89H77L76 87H78V89L81 88V86H79V83H76V84H75V82H78V80H80L81 77H82V79L80 80L81 82H82V80H84V81L86 80V79H84L85 77L82 76L81 74H84V72H86V71H84V69H85V67H86V65H87L86 62H89V60L85 62V60H87V58L85 59V57L83 56V54L81 55ZM146 53H148V54H146ZM184 53H185V54H184ZM221 53H222V52H221ZM228 53H229V52H228ZM231 53H233V52H232V51L230 52L229 57H230L231 55H233V56L230 57V58H233L236 52L233 53V54H231ZM76 54H77V57H75ZM78 54H79V55H78ZM93 54H94V53H93ZM104 54H103V57H104V59H105V58H106V55H104ZM107 54H108V53H107ZM156 54H157V53H156ZM170 54H171V53H170ZM196 54H194V55H196ZM262 54H263V52H262ZM262 54H261V55H262ZM74 55H75V56H74ZM80 55H81V56H80ZM99 55H98V56H99ZM109 55H108V56H109ZM180 55H179V56H180ZM207 55H208V56H207ZM259 55H260V54H259ZM259 55L255 56L254 58H255V59H256V57L258 58ZM79 56H80V58H79ZM101 56H102V55H101ZM168 56L170 57L169 53H168ZM212 56H214V57H212ZM202 57L204 58L203 60H202ZM206 57H212V58L210 59V58H206ZM75 58H76V59H75ZM82 58H84L85 60H81V61H83V62H82L83 64L80 66L81 63H80V60H79V59H82ZM101 58H102V57H101ZM109 58L112 59L113 57L109 56ZM109 58H106L107 60H106V59H105V60L108 62V59H109ZM114 58H115V57H114ZM114 58H113V59H114ZM180 58H181V57H179L178 59H180ZM41 59H42V58H41ZM88 59H90V58H88ZM102 59H103V58H102ZM110 59H109V61H111ZM113 59H112V60H113ZM209 59H210V61H208ZM251 59H252V58H251ZM261 59H262V58H261ZM76 60H78L79 62L76 61ZM169 60H170V59H169ZM182 60H180V61L178 60V62L180 63ZM206 60H207L208 62H210V63H207ZM71 61H69V62H71ZM73 61H74V63H73ZM160 61H161V59H160ZM163 61H164V60H163ZM163 61L161 62V64H163ZM175 61L177 62V60H175ZM175 61H174V63H176ZM84 62H85V63H84ZM199 62H200V63H199ZM202 62H205V63L203 64ZM214 62H215V61H214ZM258 62H259V59H258L257 61L255 60V62H254L253 65H255V64L258 63ZM77 63H78V64H77ZM179 63H178L179 66H180L181 64L183 65V63H181V64H179ZM188 63H189V65H188ZM206 63H207V65H206ZM259 63H260V62H259ZM259 63H258L257 65H259ZM71 64H70V65H71ZM75 64H77V66H78L79 69L82 68V69H81L82 72H81V71L75 66ZM84 64H85V66H84V69H83V65H84ZM165 64H166V65H165ZM165 64H163V65H164L166 68H168L169 66L167 67V63H165ZM176 64H177V63H176ZM201 64H202V65H201ZM208 64H210V66H209ZM211 64H212V65H211ZM64 65H65V64H64ZM163 65H162V67H163ZM178 65H177V66H178ZM214 65H215L216 67H215ZM53 66H54V68H53ZM57 66H58V67H61V69H63L62 72H64V73L61 74V72H60L61 69H58ZM73 66H75L74 68H77V69H76V70L73 69ZM198 66H199V67H198ZM205 66H206V67L209 66V67H207V68L210 69V70H209L210 75H209V73H208V69H207V68H206L207 70H206V69H205V70L203 69V67L205 68ZM220 66H221V68H220ZM255 66H256V65H255ZM255 66H254V67H255ZM41 67H40L39 69H41ZM62 67H63V68H62ZM66 67H67V68H66ZM87 67H88V65H87ZM87 67H86V68H87ZM162 67H161V69H162ZM165 67H163V68H165ZM180 67H182V66H180ZM180 67H179V68H180ZM201 67H202V69L198 71L197 69H199V68H201ZM214 67H215V69L217 68V70H215ZM56 68H57V70H56ZM219 68H220V69H219ZM53 69H54V70H53ZM161 69H160V70H161ZM180 69H181V68H180ZM213 69H214L217 73H215V71H213ZM22 70H23V69H22ZM29 70H31V69H29ZM58 70H59V71H58ZM77 70H79V71H77ZM86 70H87V69H86ZM138 70H139V69H138ZM138 70L135 71V74H134V72H133V74H134L135 77H136L135 80L137 79V81H138V79L140 78V81H142L143 78L145 77V75H144V73H143L142 70H141L142 72L140 71L141 73L138 72ZM35 71H36V72H35ZM116 71H117V72L114 71L115 73L112 72V71H111V72H110V71L108 72L110 78H111V75L114 76V77L112 78L113 80H114L115 78H117V76L120 77V75H121V74L119 73L120 70H119L118 68H117ZM163 71H164V70H161V72H163ZM191 71H193L194 73L191 72ZM205 71H206V72H205ZM218 71H219V72H218ZM41 72H43V73H41ZM58 72L61 74L60 76H59V73H58ZM75 72H76L77 74H76ZM121 72H122V71H121ZM195 72H196V73H195ZM40 73H41V74H40ZM54 73H56V75H58L59 77L56 76V75H54ZM80 73H81V74H80ZM110 73H111V74H110ZM122 73H123V72H122ZM139 73H140V75H139ZM142 73H143V75L141 76ZM192 73H193V74H192ZM36 74H35V76H37ZM64 74L66 75V78H67L66 80L69 79V81H67V82L65 81V75H64ZM123 74H124V73H123ZM123 74H122L121 76H124ZM133 74H132V75H133ZM214 74H215V75H214ZM219 74H220V75H219ZM228 74H229V75H228ZM29 75H30V76H29ZM78 75H79V76H78ZM80 75H81V76H80ZM84 75H86V74H84ZM127 75H129V74H126V76H127ZM188 75H189V74H188ZM208 75H209V76H208ZM211 75H212V76H211ZM217 75H218V76H217ZM221 75L228 76V78L225 77V76H221ZM260 75H262V73H260ZM263 75H264V73H263ZM263 75L261 76V77H262V83H263V84L261 83L262 85H264V77H263ZM27 76H28V78H27ZM33 76H34V75H33ZM33 76H32V77H33ZM43 76H42V77H43ZM52 76H53V77H52ZM126 76H125V78L127 79L129 76H128V77H126ZM195 76L197 77V76H199V75H195ZM195 76H193V77H195ZM220 76H221V77H220ZM21 77H20V78H21ZM29 77H30V78H29ZM77 77H78V78L80 77V78L77 80ZM107 77H108V75H107ZM137 77H139V78H137ZM193 77H192V78H193ZM205 77H204V78H205ZM219 77H220V78H219ZM222 77H225V78L223 79ZM58 78H60L59 80H61V79L63 80V79H64L63 81H64L65 83H64V82L59 83ZM108 78H109V77H108ZM110 78H109V79H110ZM121 78H122V77H121ZM125 78L123 77V79H125ZM129 78H131V77H129ZM133 78H134V76H133ZM133 78H131L132 81H131V79H130V80L127 79L128 81L125 79L126 82H124L123 79H122V81H120V83H123L124 86L121 84V85H120L121 87H119V90H121L120 88H122V90H123V89L125 88L126 84H127V86L132 87V88H133L134 85H135V86L140 85V84H138L139 82L136 83L137 81H136L135 84H134V83H133V80H134ZM141 78H142V80H141ZM218 78H219L220 80H219ZM221 78H222V79H221ZM112 79H111V80H112ZM144 79H145L144 82H145V81L147 82V80H146L147 77H145ZM195 79H196V78H195ZM195 79L193 78V80H195ZM199 79H200V78L196 79V80H195L196 82H194V83H195L194 85H196V88H197V89L195 88V86L192 87V88L194 89L193 91H196V92H193V91H192V92H193V96H194V97L196 96L195 98H198V97L201 98V97H203V96L205 95V94L203 93V92H205V89H204V90H203V89H198V86H203V87H204V85H205V84H204L205 81H206V82H209V80L207 81L206 79H204L205 81L203 80L204 82H203V81H198ZM213 79H216L217 82L214 81V82H215V83H214V82H213ZM217 79H218V80H217ZM32 80H34V79H32ZM39 80H40V83H41V82H44V83H48V82H49V84H50V83H54V82L56 81L55 84H54L55 86H57V87H55L56 89L54 88V85H51V86H52L55 90H57V88H58V90H57L58 92H57V91H54V89H53L52 87H51L52 90H50V88L48 89L47 84H44V83H43L44 86L39 87V86H40V85L38 86V84H39ZM46 80H47V81H46ZM50 80H51V81H50ZM87 80H88V78H87ZM90 80H91V79H90ZM211 80H210V81H211ZM260 80H261V79H260ZM23 81H24V80H23ZM45 81H46V82H45ZM57 81H58V82H57ZM71 81H72V82H71ZM73 81H74V83H73ZM230 81H231V80H230ZM60 82H61V81H60ZM81 82H80V83H81ZM128 82H129V83L131 82V83L128 85ZM144 82L142 81L141 84L144 83ZM198 82H200V85L197 84ZM201 82H203V84H202ZM223 82H221V83H223ZM57 83H58V84H57ZM66 83H67L68 85H69V83H73V84H70L72 87H71V86H68ZM43 84H42V85H43ZM49 84H48V85H49ZM56 84H57V85H56ZM61 84H63L64 86H63V85L61 86ZM65 84H66V85H65ZM131 84H132V85H131ZM209 84H210V82H209V83H206V85H205V87L207 86V87H206V90H208V91H210V92L212 91V89L216 90L215 88H217V87H214L215 85H213V84H210V85H209ZM36 85H37V87H36ZM58 85H60V86L58 87ZM73 85L76 86V87L74 88ZM80 85H81V84H80ZM67 86H68V87H67ZM127 86H126V87H127ZM212 86H213V87H212ZM29 87H30V89H29ZM42 87H43V88H42ZM44 87H45L46 90L44 89ZM66 87H67V88H66ZM205 87H204V88H205ZM209 87H210V88H209ZM247 87H248V86H247L246 84H244V85L242 86V89H243V90H244V89L246 90ZM99 88H100V89H99ZM136 88H137V87H136ZM136 88H135V91H136ZM207 88H209V89H207ZM67 89H68V90H67ZM69 89H70V90L72 89L71 91H74L75 96L79 95V98H80V99H79L78 96H77V99H78L77 102L80 101L79 105L76 104L77 102L75 103L76 97L73 98L72 96H70L71 93L69 92ZM82 89H83V88H82ZM82 89H81V91H82ZM91 89H92V90L95 89V91H96V90H101L102 88H101V87H94V88L92 87ZM91 89H90L89 92H88L89 96L92 95V96L90 97L91 99L89 98L88 94H86V95H87L86 97H88V98H89L90 100H92V102H93V100H95L96 97L99 96V93H96L95 91L92 92ZM133 89H134V88H133ZM262 89L264 90V88H262ZM262 89L259 90V91H260V92L262 91V93H264V91H263ZM31 90H32V89H31ZM31 90H30V91H31ZM66 90L68 91V93H70V95H68V94H65V95H67V96L64 95L65 92L67 93ZM122 90H121V92H122ZM245 90H244V91H245ZM247 90H248V89H247ZM249 90H250V89H249ZM257 90H258V89H257ZM32 91H33V90H32ZM41 91H42V90H41ZM50 91H53V93H51ZM123 91H124V90H123ZM197 91H200L202 94H201L200 92H197ZM49 92H50V93H49ZM75 92H76V93H75ZM90 92H92V93H90ZM119 92H120V91H119ZM136 92H137V93H136ZM136 92H135V94L138 95V96H137V95H136V96L139 97V95H140L141 93H138V89H137ZM139 92H141V90H140ZM245 92H246V91H245ZM247 92H248V91H247ZM249 92H252V91L250 90ZM35 93H36V94H35ZM72 93H73V92H72ZM196 93H199V94L196 95ZM211 93H212V92H211ZM39 94H41V95L39 96ZM76 94H77V95H76ZM80 94H81V93H80ZM97 94H98V95H97ZM212 94H213V93H212ZM61 95L65 96V97L62 96L63 98H61ZM57 96H59L61 99H60L59 97H57ZM140 96H141V95H140ZM197 96H198V97H197ZM56 97H57V99L65 100L64 102H65V103L68 102L67 104L70 103V105H69V110H67V108H66L68 105L65 106L66 104L63 103V101H62V103L64 104V106H63V104H62V105H61V104H58V105H57V103H60V102H59L60 100H57ZM67 97H68V98H67ZM69 97H70V98H69ZM71 97H72L73 99H75V100L72 101V102H70ZM30 98H31V99H30ZM36 98H37V99H36ZM65 98H66V99H65ZM88 98H87V99H88ZM93 98H94V99H93ZM48 99H49V100H48ZM55 99H56L57 101H55ZM68 99H70V100L66 102V100H68ZM73 99H72V100H73ZM5 100H6V101H5ZM5 100H4V101L6 102V105H7V103H8L9 106H10V105H15L14 108H13L12 110H14V109H15L16 111L19 110L20 106H19L18 103L15 104L13 98H9L8 100L5 99ZM36 100H37V101H36ZM192 100H193V99H192ZM24 101H25V102H24ZM40 101H41V102L43 101V102H42V105H41V103L38 104V102H40ZM35 102H37L38 105L35 104ZM49 102H52V103H51L52 106H53V109H52V110H50V108H52V107H51V105L49 104ZM56 102H57V103H56ZM88 102H91V101L88 100L87 103H88ZM94 102H95V101H94ZM153 102H154V100H153ZM153 102H152V103H153ZM85 103H86V102H84V106H86ZM95 103H97V102H95ZM155 103H156L157 105L159 104L158 101H155L154 104H155ZM17 104H18V105H17ZM72 104H73V105H72ZM82 104H83V103H82ZM154 104H153V105H154ZM43 105L45 106L46 110H49V111H50V113H51V111L54 110L53 112H54L55 114H54V113H53V114H54V115H57V116L54 117V116L52 115L54 118H51L52 116H50L49 113H48V115L45 114V113H47L48 111L46 112V110L43 109V108H44V107H42ZM49 105H50V106H49ZM71 105H72V106H71ZM157 105H156V106L154 105V106L157 107ZM40 106H41V107H40ZM55 106H57V107H55ZM84 106H83V107H84ZM7 107H8V106H7ZM10 107H12V106H10ZM49 107H50V108H49ZM54 107H55V109H54ZM83 107H82V108H83ZM47 108H49V109H47ZM74 108H75V109H74ZM260 109H261V108H260ZM42 110H44L45 113H43ZM73 110H74V111H73ZM258 111H260V110H258ZM76 112H77V114H76ZM51 114H52V113H51ZM74 114H76V115H74ZM0 115H1V110H0ZM72 115H73V116H72ZM75 116H76V117H75ZM12 117H13V116H12ZM12 117L10 118L12 121L9 119V120H10V121H8L9 124H6L7 127H4V128H6V130L1 126V125H4V123L1 122V124H0V126H1V128H0V133H1V135H0V137H1V138H0V139H1V140H0V143H1V144H0V147H1V148H2V147L4 148L5 145L7 144V145H11L10 147H12V148L9 147V149H11V150L13 149L12 151L10 150V152H11L10 154H12V156L9 155V150H8V149H7L8 153H6V151H4L5 148H4V149L2 148V151H0L1 153L4 151V152L2 153V154H4V156H2L1 153H0V157L2 156V158H3V159L0 158V159L3 160V161H2V160L0 161V197L2 196V195H1L2 192H3V193H5V192L9 193V191H10V189H12V186H13V185L16 184V185H18V187H19V186L21 185L22 182L24 183V179H25V177H26V176H25V177H24V176L21 177L22 175H24V172H22V171H21V172H22V175H20V173H19V174H17L15 177L10 173V169H9L10 165H9L8 162H9V161H10V160H11L16 154L21 153L22 151H24V148H23V146H22L23 144H22V143L20 142V140L15 136V134H14L13 132H11V131H12V128H13L14 126H15V127H20V128L23 129L24 131H27V133H29L30 130H31V133H32V129H31V127H30V130H29V132H28V130H26V129H28L29 126L26 125V123H25L26 121H25V122H24V120L22 121V122L24 123V125H23V123L20 121V119H16V118H14V117L12 118ZM74 117H75L76 119H75ZM50 118H51V120H50ZM253 119H254V118H253ZM34 120H35V121H34ZM63 120H64V121H63ZM66 120H67V121H66ZM76 120H77V121H76ZM0 121H2V115L0 116ZM13 121L16 122V123H14ZM74 121H76V122H74ZM35 122H37V123H35ZM62 122H63V123H62ZM65 122H66V123L69 122V123L66 124ZM70 122H71V123H70ZM58 124H60V125H58ZM69 124H70V125H69ZM104 124H106V125H105V126H106V129H105V128H104V129H105L106 131H108V132H106V131L103 129ZM104 124H101L102 127H101V125L99 124L98 129H97V131L99 130V131H98L99 133H97V131H96L97 135H96V133H94V136H95V137L98 136V137H101V138H98V137L94 138V137H93L94 139H92L91 134H90V135H87V136H90L91 139L89 138V139H90V140H89V139L87 138V143H88V144H87L86 147H85L86 149L84 150V148H83L82 151L79 152L80 155L82 154V156H83V154L85 153V154L87 155V157H88V155L90 154L89 152L86 151L88 147H90V146H91V147H94L95 145H98V144L101 145V144H100L101 142H102V144H103V141H101L100 143H98V142H99L100 140H103L102 138L105 137V133H106V136H107V134H108V137H109V133L112 132V131H111V130H112V129H111L112 127H110L108 121H106ZM9 125H10V126H9ZM44 125H45V127H44ZM4 126H5V125H4ZM25 126H27V127H25ZM61 126H64V127L62 128ZM65 126H67V127H65ZM105 126H104V127H105ZM249 127H250V126H249ZM2 128H3L4 130H3ZM68 128H70V129L68 130ZM100 128H101L102 130H101ZM45 129H44V132H45ZM48 129H49V130H48ZM64 129H65V131H64ZM110 129H111V130H110ZM10 130H11V131H10ZM66 130H67V131H66ZM109 130H110V132H109ZM253 130H254V129H252V131H251V129H249V130H246L245 132L248 134L247 131H249V134H250V132H251L252 134H253V133L255 134V132H256L258 129H255V131H253ZM54 131H55V132H54ZM62 131L65 132V134H64L65 136H63ZM100 131H101V133H100ZM258 131H259V130H258ZM53 132H54V134H53ZM60 132H61V133H60ZM64 132H63V133H64ZM57 133H58V134L60 133V137H59V135H56ZM74 133H75V132H73V134H74ZM103 133H104V134H103ZM246 133H245V134H246ZM257 133H258V132H257ZM2 134H3L4 136H3ZM70 134H69L68 137H70V136L72 135V134H71V135H70ZM99 134H100L101 136H100ZM111 134H112V133H111ZM258 134H259V133H258ZM258 134H257V135H258ZM92 135H93V134H92ZM255 135H256V134H255ZM57 136H58V139H57ZM4 137H5V138H4ZM65 137H66V138H65ZM85 138H86V137H85ZM97 138H98V139H97ZM95 139H97V140H96L95 143H94L93 140H95ZM2 141H4L5 145H4V143H2ZM55 141H52L53 144L51 143L52 150L55 151V153H56V157H59V158H57V160L60 161L61 164H62L63 162L66 163L65 160H62V161H61V157H62L63 154H62V153H61V155L59 154L60 151H61V149H59V152L56 150V148L58 149L59 146L56 144V145L58 146V147H56V145H55ZM65 141H67V140H65ZM88 141H89V142H88ZM263 141H264V140H263ZM96 142H97L98 144H96ZM18 143H19V144H18ZM89 143H90V144L92 143V144H91L90 146H88ZM93 143H94L95 145H94ZM236 143H237V142H236ZM7 145H6V146H7ZM54 145H55L56 148L54 147ZM18 146H19V147H18ZM91 147L88 148V150H89V149H92V150L95 149V150H96V149H97L98 147H100V146H98V147L95 146V147H97V148H91ZM170 147H172V146H170ZM170 147H168L166 150H164V152H167V151L169 150ZM14 148H15V149H14ZM18 148H19V149H18ZM0 150H1V149H0ZM5 150H6V149H5ZM44 150H45V149H43V151H44ZM83 150H84V151H83ZM20 151H21V152H20ZM43 151H41V152H36V151H35L34 153H32V155H33L32 158H33V159L30 157V160L32 159V160H31L32 162L23 164V169H24V167H25V173H27V171H28L29 168H30V170H32L31 167H34L33 165H35V166L37 167V165L40 164V163H42V164H40L41 166L38 165V168L43 169V164H44L43 162H44L45 159H41V160L39 159V160H38V158H43V156H42V154L44 153ZM12 152H15V154L12 153ZM16 152H17V153H16ZM42 152H43V153H42ZM45 152H46V150H45ZM82 152H83V153H82ZM86 152H87L88 154H87ZM41 153H42V154H41ZM68 154H69V153H67V155H68ZM79 154H75V155H79ZM85 154H84V155H85ZM5 155H6V156H5ZM64 155H66V154H64ZM67 155H66V156H67ZM80 155L78 156L79 159L76 158V160H78V161L80 160V161H81V159L83 158V160L86 161V158H87V157H85L86 155L83 156V157H81ZM60 156H61V157H60ZM66 156H65V158H66ZM76 157H77V156H76ZM80 157H81V159H80ZM178 158H182V154H178V156H174V157H173V160H174V161H178ZM100 159H101L102 161H101ZM103 160H104L103 158H99V159L97 160L99 166H100V163L103 162ZM4 161H5L6 163H5ZM33 161H34V162H33ZM39 162H40V163H39ZM36 163H37V165H36ZM65 163H63L62 165L66 166ZM85 163H86V162H85ZM103 163L105 164V167H106V163H105V162H103ZM29 164H30V165H29ZM66 164H67V167H66V168H68V166H70V165H69L68 163H66ZM104 164H102V165H104ZM24 165H25V166H24ZM86 165H87V164H86ZM90 165H91V163H90V164L88 163L87 166L89 167V169L87 168V171H88V173H89V170H91L90 173H91V172L93 173L94 170H95V166L91 165L92 167H94V168H93L94 170H92ZM102 165H101V166H102ZM30 166H31V167H30ZM47 166H48V165H47ZM101 166H100V167H101ZM45 167H46V166H45ZM105 167H104V168H105ZM56 168H61V169H62L61 166H60V167H56V166H54V168H53V166H51V167L48 168V170H46V171L49 173V175H51V176H53V177H56L57 175L64 173V171H62L61 169L59 170V169H56ZM63 168H64V167H63ZM104 168H103V170H104ZM23 169H22V170H23ZM54 169H55V170H54ZM64 169H65V168H64ZM52 170H53L54 172H51ZM106 170H107V168L105 169V171H106ZM23 171H24V170H23ZM32 171H33V170H32ZM107 172H108V171H107ZM28 173H29V172H28ZM94 173H95V172H94ZM55 174H56V176H55ZM45 176H46V173H45ZM110 176H112V174H110ZM14 178H15V180H14ZM26 178H27V177H26ZM16 180H17V181H16ZM18 180H19V183H18ZM67 181H68V180H66V182H67ZM66 182L64 181V183H66ZM68 182H69V181H68ZM68 182H67V183H68ZM258 186H259V185H258ZM18 187H16V190H17ZM13 190H14V189H12L11 191H13ZM128 191H129V190H128ZM129 192H130V191H129ZM7 193H5V194H7ZM132 193H133V192H132ZM5 194H4V195H5ZM105 196L109 197L110 200H109L107 197H105ZM105 196H104V200H105V198L108 199V200H105L106 202H107V201L114 202L115 200H116V201L119 200V199L117 200L116 197L112 196L111 194H107V195H105ZM112 197L115 198V199H113ZM111 198H112V199H111ZM117 198H118V197H117ZM112 200H114V201H112ZM116 201H115V202H116ZM263 203H264V201H263ZM263 203H262V204H263ZM262 206H263V205H262ZM223 207H224V206H222V208H223ZM262 211H263V210H260V211H259L260 214H261V213L264 214V213H263L264 211H263V212H262ZM259 212L257 211V213H259ZM255 214H256V213H255ZM256 215H257V214H256ZM257 216H259V215H257ZM260 216H263V215H260ZM159 218H160V217H159ZM257 218H258V217H257ZM259 218H260V217H259ZM263 218H264V216H263ZM260 219H262V217H261ZM230 224H233V223H232L230 220H227V219H226V220L223 219L222 222L220 223L221 227H222L224 230H227V229H228V231H230V230L233 229V227H230ZM85 227H86V226H85ZM10 229H11V228H10ZM85 229H86V228H85ZM253 230H254V229H253ZM256 230H257V229H256ZM256 230H255V232H257ZM85 231H86V230H85ZM86 232H87V231H86ZM240 232H241V231H240ZM243 232H245V231H243ZM248 232H249V231H248ZM248 232H245V234H247ZM253 232H254V231H252V232L250 231V232L247 234V236H248L250 233H253ZM255 232H254V234H256ZM257 233H258V232H257ZM241 234H242V233H241ZM86 235H88V234H86ZM239 235H240V234H239ZM250 235H251V234H250ZM241 236L244 237V238L247 237L246 235H245V236L240 235V236H239V239L241 238ZM189 239H190V237H188V240H189ZM241 239H242V238H241ZM241 239H240V240H241ZM190 241H191V242H190ZM241 241H242V240H241ZM187 242H189V245H188V246L190 247V245H192V244H191V243H192V240H189V241H187ZM193 242H194V241H193ZM238 242H239V244H243V243H240V241H238ZM243 242H244V239H243ZM92 244H93L94 248H92V247H93ZM92 244H91V243H90V245L88 244L89 249H90L91 251L94 250L95 247H96V245H94V244H96L95 242H93ZM153 244H154V242H153ZM239 244H238V246H240V247H238V248H240V249H238V253L236 254L235 257L238 258V261L240 260V261L238 262L239 264H248V261H250L248 258H250V256L252 255V254H249V253H250V250L248 249L249 247L247 248V246H244V245H247L246 243L243 244L244 247H241L242 245H239ZM98 246H99V245H98ZM98 246H97V247H98ZM245 247L247 248L246 250H244ZM243 248H244V249H243ZM192 249L195 251V253H196L197 251H199V250H197L196 248L194 249V247H193ZM145 252H147V251H145ZM201 252H202V251H201ZM201 252H198V253H197V254L200 253V254H199V255H201L200 257H202V256L206 257V256H207V255L205 256V254H206L205 252H203V253H205V254H203V253H201ZM143 253H144V252H143ZM143 253H142V254L140 255V257H139V258H140V261H141L142 263H144V262H148V261H154V260H152L153 257L150 255L149 252H147L149 255H146V256H145ZM147 253H146V254H147ZM195 255H196V254H195ZM249 255H250V256H249ZM144 256H145V257H144ZM196 256H197V255H196ZM196 256H194V254H193V255L191 256V258H192V259H195V262L198 263V262L200 261V259H199V260L197 259V260H198V261H197V260H196ZM206 258H207V257H206ZM206 258H205V259L202 258V259H203V262L206 260ZM251 258H252V256H251ZM251 258H250V259H251ZM253 258H254V257H253ZM257 258H258V257H256V260H255V261H254L253 259H252L251 261H253V262H255L256 264H258L257 262L259 261V259H257ZM183 259H184V258H183ZM145 260H146V261H145ZM158 261H159V260H156L157 263H159ZM187 261H188V260H187ZM187 261H186V259H185L182 263H183V264H186ZM206 261H207V260H206ZM251 261H250V264L253 263V262H251ZM77 262H78V260L75 261V264H76ZM259 262L261 263V262H263V261L260 260ZM207 263H209V262L207 261L206 263L204 262L203 264H207ZM255 263H254V264H255ZM198 264H202V262H201V263H198ZM209 264H212V263L210 262Z\"/></svg>",
  "mask_w": 264,
  "mask_h": 264
}]
</instances>
